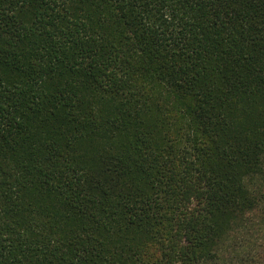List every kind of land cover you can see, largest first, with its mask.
<instances>
[{
  "label": "trees",
  "instance_id": "obj_1",
  "mask_svg": "<svg viewBox=\"0 0 264 264\" xmlns=\"http://www.w3.org/2000/svg\"><path fill=\"white\" fill-rule=\"evenodd\" d=\"M257 218L264 0H0V264H264Z\"/></svg>",
  "mask_w": 264,
  "mask_h": 264
},
{
  "label": "rangeland",
  "instance_id": "obj_2",
  "mask_svg": "<svg viewBox=\"0 0 264 264\" xmlns=\"http://www.w3.org/2000/svg\"><path fill=\"white\" fill-rule=\"evenodd\" d=\"M254 221L248 223L236 237L242 242L248 263H253V257L254 261L264 263V218H257Z\"/></svg>",
  "mask_w": 264,
  "mask_h": 264
}]
</instances>
